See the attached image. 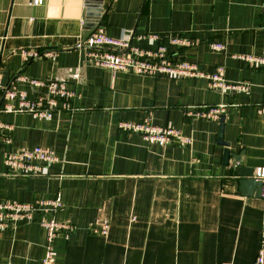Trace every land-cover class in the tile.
I'll return each instance as SVG.
<instances>
[{"label":"crops","instance_id":"0c3cea01","mask_svg":"<svg viewBox=\"0 0 264 264\" xmlns=\"http://www.w3.org/2000/svg\"><path fill=\"white\" fill-rule=\"evenodd\" d=\"M33 1L0 0V36H6L2 83L19 73L56 78L67 68H79L81 79L70 82L72 111L50 119L0 114L6 124L0 133V199L62 194L56 217L72 227L56 239L57 264H253L261 247L264 197L242 192L244 177L232 168L233 157H225L221 142H229L232 153L243 152L237 164L253 168L252 177L264 166L259 112L264 67L233 56H264V0H103L100 5L97 28L110 36L130 38L145 49L165 44L173 60L195 61L206 71L223 65L228 80L252 82L246 92L214 90L206 78L177 80L97 66L85 49L75 47L88 34L97 2ZM175 35L194 43L173 44ZM23 49L39 55L27 60ZM19 87L36 94L25 84ZM204 105L226 110L218 121L189 112ZM145 120L172 126L193 142L162 144L119 127L121 121ZM35 146L55 150L60 161L42 166L39 174H13L3 152ZM38 218L0 230V263L42 260L46 232Z\"/></svg>","mask_w":264,"mask_h":264},{"label":"built area","instance_id":"2783aa9c","mask_svg":"<svg viewBox=\"0 0 264 264\" xmlns=\"http://www.w3.org/2000/svg\"><path fill=\"white\" fill-rule=\"evenodd\" d=\"M42 0H34V4ZM159 38V34H152ZM6 36H0V52ZM173 44L189 46L194 42L181 36H171ZM216 49H224L222 43L212 44ZM76 48L85 49L89 61L97 66L112 70L131 71L142 75H162L172 79L206 78L210 88L222 92H246L252 87L250 81H230L225 76V67L218 66L214 71L203 70L195 61L173 60L172 53L165 44L155 49H145L133 44L130 38H116L110 36L104 27L97 28L90 35L80 38ZM26 59L35 58L39 52L23 49ZM236 58L245 60L255 67H264V56L254 54H234ZM79 68H67L63 76L56 78H39L19 73L8 84H3L0 78V114L2 113H29L34 118L50 119L57 112L72 111V99L75 91L70 88L71 81H79ZM25 84L36 94L30 95L26 89L19 86ZM263 98L259 105V112L264 116V89ZM195 107V108H194ZM226 105L193 106L189 111L197 119L218 121L224 114ZM6 127L0 120V133ZM119 127L123 131L142 134L148 141H157L162 144L176 141L184 146L192 144V137L183 135L180 130L172 126H158L145 120L142 122L121 121ZM10 142V138H6ZM4 162L13 174L30 176L39 174L42 166L60 161L55 150L44 147H23L18 150H5ZM254 178L263 183L264 197V166L255 169ZM62 194L55 198H35L31 201L0 199V230L11 227L22 218L32 220L39 215V223L45 229V254L38 264H57L55 260L56 239L60 232L71 229L72 225L57 219L56 213L63 207ZM108 221L103 222V233H107ZM0 264H19L12 261ZM253 264H264V227L261 236V247Z\"/></svg>","mask_w":264,"mask_h":264},{"label":"water","instance_id":"95a60500","mask_svg":"<svg viewBox=\"0 0 264 264\" xmlns=\"http://www.w3.org/2000/svg\"><path fill=\"white\" fill-rule=\"evenodd\" d=\"M93 1V0H90ZM97 2V4L99 5V7L97 8V10H92V14H90L92 17H94V21H92V24L88 30V35H90L93 30H95L99 25H100V18H101V14L102 11L100 9V5H102L103 0H94ZM93 1V2H94ZM90 25V24H89ZM221 121H224V118H221ZM221 144H223L225 146V157L226 158H230V156L233 157V162H232V168L239 174L241 175L242 178L240 180V185H241V190L243 193L250 195V196H257V197H262V193H263V183L261 181L256 180L253 176V168H248L246 166L243 165H239L237 163L240 162L241 156L243 154L242 153H232L231 151V144L229 142L223 141L221 142Z\"/></svg>","mask_w":264,"mask_h":264}]
</instances>
